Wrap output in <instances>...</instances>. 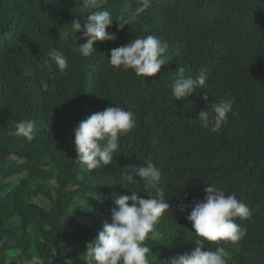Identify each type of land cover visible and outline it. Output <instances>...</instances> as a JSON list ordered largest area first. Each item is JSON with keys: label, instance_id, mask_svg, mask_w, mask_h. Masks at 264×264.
Listing matches in <instances>:
<instances>
[{"label": "trees", "instance_id": "16d2710c", "mask_svg": "<svg viewBox=\"0 0 264 264\" xmlns=\"http://www.w3.org/2000/svg\"><path fill=\"white\" fill-rule=\"evenodd\" d=\"M137 6L103 0L82 14L80 0H0V264H85L87 244L111 223L113 195L148 198L143 182L122 185L120 177L149 161L170 204L144 242L149 264L194 250L186 216L210 184L252 214L237 218L247 231L236 245L209 249L224 246L226 264H264V0H150L133 18ZM103 10L117 39L95 42L94 55L82 57L73 48L85 41L71 21ZM118 17L129 20L122 31ZM149 34L168 45L160 72L142 83L131 70L113 71L111 49ZM53 48L68 58L64 72L41 68ZM180 67L185 78L202 69L208 77L187 100L170 87ZM221 99L233 100L236 114L213 134L197 118ZM110 105L133 111L136 126L111 165L88 171L72 130ZM27 119L35 121L30 142L10 134Z\"/></svg>", "mask_w": 264, "mask_h": 264}, {"label": "clouds", "instance_id": "9594fccd", "mask_svg": "<svg viewBox=\"0 0 264 264\" xmlns=\"http://www.w3.org/2000/svg\"><path fill=\"white\" fill-rule=\"evenodd\" d=\"M137 7L132 17H139L150 7V0H136ZM97 6V0H80V12L86 13ZM109 11L91 12L83 22L81 19L71 21V31L81 33L79 39L85 41L73 48L82 57L94 55L95 42L115 41V33L107 31L113 25ZM117 31H122L129 20L124 17L116 19ZM168 45L154 35L137 37L126 45L113 48L110 51L108 64L113 71L131 70L141 82L146 77H155L166 65L165 53ZM53 64L61 72L68 68V58L59 50L53 48L47 53V58L41 65L49 72ZM180 77L170 86L175 100H187L200 89H205L208 79L206 70L202 69L195 76L184 77V68L177 70ZM202 99L207 102L205 94ZM234 101L221 99L212 104L211 111L201 110L197 122L200 127L210 133H217L233 111ZM136 126L133 111L119 106H108L103 111L91 114L73 128L76 159L88 171L109 166L114 160V153L120 148L123 136ZM35 121L20 120L15 124V131L10 133L27 141L34 139ZM139 178V181L137 180ZM144 183L147 199L138 197L136 192L131 195H113L114 207L111 208V223L105 222L102 230L86 246L85 264H149L152 249L145 241L154 229V225L163 214L169 211L170 204L165 198V186L161 170L150 161L146 165H130L123 169L120 183L134 185ZM204 189L202 201L195 202L186 219L191 223L194 250L190 253L172 256L160 264H226V248L217 246L210 250L208 245L224 241L236 245L246 235V228L237 223V218L247 220L251 216L250 208L238 200L235 194L226 195L225 190L210 184ZM187 196L185 195V199ZM182 206L180 211H185ZM207 242V244L205 243Z\"/></svg>", "mask_w": 264, "mask_h": 264}, {"label": "rangeland", "instance_id": "374dc122", "mask_svg": "<svg viewBox=\"0 0 264 264\" xmlns=\"http://www.w3.org/2000/svg\"><path fill=\"white\" fill-rule=\"evenodd\" d=\"M102 1H103V0H100V2H98L97 4H100V3H102ZM13 179L17 180V179H18V177H16V178H13ZM8 181H9V180H8ZM153 236H154V235H153ZM154 238H158V236H157V235H155V236H154Z\"/></svg>", "mask_w": 264, "mask_h": 264}]
</instances>
